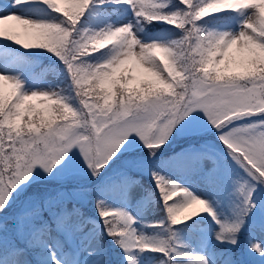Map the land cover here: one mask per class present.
I'll use <instances>...</instances> for the list:
<instances>
[{
    "label": "snow or ice",
    "instance_id": "1",
    "mask_svg": "<svg viewBox=\"0 0 264 264\" xmlns=\"http://www.w3.org/2000/svg\"><path fill=\"white\" fill-rule=\"evenodd\" d=\"M0 264H264V0H0Z\"/></svg>",
    "mask_w": 264,
    "mask_h": 264
},
{
    "label": "rangeland",
    "instance_id": "2",
    "mask_svg": "<svg viewBox=\"0 0 264 264\" xmlns=\"http://www.w3.org/2000/svg\"><path fill=\"white\" fill-rule=\"evenodd\" d=\"M181 143H183V141H178V142H177V145H178V144H181ZM175 145H176V144H175ZM175 145H173V146H175ZM135 192H136V190H134V193H133L134 196H135ZM146 216H147V218H149V217L151 216V208H149V209L147 210Z\"/></svg>",
    "mask_w": 264,
    "mask_h": 264
},
{
    "label": "trees",
    "instance_id": "3",
    "mask_svg": "<svg viewBox=\"0 0 264 264\" xmlns=\"http://www.w3.org/2000/svg\"><path fill=\"white\" fill-rule=\"evenodd\" d=\"M182 141V140H181ZM178 145H180V144H178ZM145 181H146V178H143ZM154 217H153V211H152V209H151V217L149 218V219H153Z\"/></svg>",
    "mask_w": 264,
    "mask_h": 264
}]
</instances>
